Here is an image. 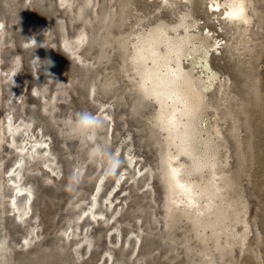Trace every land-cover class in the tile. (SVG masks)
I'll return each mask as SVG.
<instances>
[{"label": "rangeland", "instance_id": "rangeland-1", "mask_svg": "<svg viewBox=\"0 0 264 264\" xmlns=\"http://www.w3.org/2000/svg\"><path fill=\"white\" fill-rule=\"evenodd\" d=\"M244 1L248 21L228 14L230 0H0V127L10 114L49 144L47 165L24 170L26 220L0 206L5 264H264V0ZM159 26L217 43L204 120L219 144V188L200 219L182 213L184 203L169 207V106L142 85L146 64L134 58L138 39ZM183 65L191 67L185 57ZM81 110L104 120L97 141L68 135ZM17 136L0 139L1 166L15 163ZM95 143L121 157L114 175L88 157ZM178 159L185 176L210 183L208 168Z\"/></svg>", "mask_w": 264, "mask_h": 264}, {"label": "bare ground", "instance_id": "bare-ground-1", "mask_svg": "<svg viewBox=\"0 0 264 264\" xmlns=\"http://www.w3.org/2000/svg\"><path fill=\"white\" fill-rule=\"evenodd\" d=\"M219 6L220 2L217 3V7ZM228 14L240 20H249L244 0H230ZM185 28V33L176 37L169 36L164 26L154 28L135 43L134 58L146 64L142 72V85L147 87L159 102L169 106L163 111L162 115L165 117L163 124L177 148L176 154L166 158L167 180L171 194L169 207L184 203L181 212L192 213L200 219L201 214H205L211 207L219 188V184L213 181L217 173L219 144L213 139L211 132V135L209 134V127L204 120L209 105L207 92L214 86V80L218 76L209 63L210 48L217 43L208 32H193L188 27ZM2 32L4 33V26L0 21V37L3 35ZM161 43H165V51L160 49ZM183 57L190 62V68L186 69L183 65ZM172 61L176 62L175 66L172 65ZM198 64L203 67L204 75H197L194 72ZM8 74L7 78L10 77V72ZM21 93H24L23 85ZM30 124L25 120L17 124L8 114L3 127H0V139H5L7 135L10 145L17 143L19 139L17 135L21 137L20 144L12 145V150L17 155L15 163L8 168H6L8 162L0 165V206L7 211H13L23 220L28 217L32 196V191L25 182L24 170L31 161L47 165L49 159H45L44 154L49 144L46 140L32 141ZM1 144L5 147L7 145H3L2 142ZM9 144L8 147L11 148ZM181 153L192 157L191 168L210 170V183L204 185L185 176L189 170L185 169L183 162L178 159ZM203 202L207 204L204 205ZM3 249L0 246V264H5Z\"/></svg>", "mask_w": 264, "mask_h": 264}, {"label": "clouds", "instance_id": "clouds-1", "mask_svg": "<svg viewBox=\"0 0 264 264\" xmlns=\"http://www.w3.org/2000/svg\"><path fill=\"white\" fill-rule=\"evenodd\" d=\"M104 126L105 122L101 117L88 110H81L68 121L66 130L69 136L78 141L83 139L86 142H92L98 140ZM87 154L90 159L103 160L101 171L104 175H114L123 164L121 157L109 144H90ZM69 183H72L74 187L77 186L75 181H69Z\"/></svg>", "mask_w": 264, "mask_h": 264}]
</instances>
